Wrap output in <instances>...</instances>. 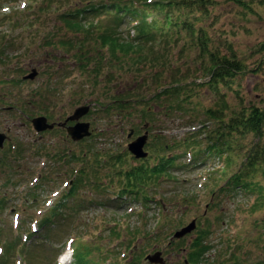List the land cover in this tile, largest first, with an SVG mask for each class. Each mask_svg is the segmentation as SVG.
<instances>
[{"label": "rangeland", "instance_id": "rangeland-1", "mask_svg": "<svg viewBox=\"0 0 264 264\" xmlns=\"http://www.w3.org/2000/svg\"><path fill=\"white\" fill-rule=\"evenodd\" d=\"M79 1L83 0H55L54 9L48 11L40 4L43 0H17L15 3L0 0V133L5 135L4 145L6 141L7 145L12 142L22 146L37 143L55 148H76L80 152L95 144L108 154H124V168L129 169L141 163L129 155L127 149L131 142L128 139L131 129H136L133 140L139 135L137 132L144 134L140 114H131L128 120L126 114H104L101 106L108 102L107 94L123 92L124 88L131 86H136L135 91H138L141 80H120L117 76V83V80L90 77L81 68L75 51L59 44L73 36L65 27L60 28L59 11L72 9L75 4L80 5ZM211 2L205 12H193V16L199 18L198 26L206 30L213 50L217 48L225 55L234 52L246 64L247 70L227 86L220 85L216 93L214 87L207 85L211 80L207 71L201 67L200 72V66H194L196 60L192 61L199 58L200 50L192 52L187 61L192 68L191 73L195 72L191 76L197 84L205 82V85L193 86L194 95L186 105L187 114L155 115L159 122L149 133L150 141L153 134H159L162 128L168 141L181 142L187 131L193 129L190 126L195 125V118L197 122L206 120L204 114L208 108L221 109L227 116H231L234 110L253 107L264 110V53L260 51L264 45V0ZM177 12L175 17L179 14ZM186 12L183 10L181 14ZM87 21L95 23L97 18H88ZM121 30L126 38L129 27L124 26ZM206 63H209L208 58ZM32 71H36V78L25 80L24 76ZM81 105L91 106L81 121L90 122L95 133V138L81 146L70 143L66 130L58 129L53 134H37L34 130L31 119L36 116H45L49 123L57 122L66 127L73 125L76 121L65 122ZM138 108L142 109L141 106ZM153 108L160 111L154 104ZM192 121L194 124L189 126ZM243 141L249 151L258 143L264 146V128L261 139L250 134ZM29 149L27 147L24 159L12 165L13 171L8 167L3 170L7 176H0V195L8 198L7 208L0 214V239L6 244L16 241L20 244L29 238L36 223L53 207L71 180L70 172L66 173L70 168L46 156L42 158L43 155L33 156ZM175 152L180 153V150ZM244 155L240 154L232 161L207 159L209 156H206L200 167L177 172L176 177L180 183L185 180L184 183L160 186L161 193H172L177 198L173 204L167 202L164 214L155 203L145 207L131 201L125 207L122 202L119 208L104 207L108 197L118 194L120 188L117 185L110 186L102 195L90 187L85 188L81 197L90 200L103 196L104 205L86 204L79 219H68L63 226L54 229L57 240L34 237L31 247L25 251L29 252L30 261L17 256L9 264H63L61 257L66 252L71 259L69 264H153L144 258L155 251L162 253L165 264H182L191 241L196 238L202 240V230L206 232L205 242L211 246L204 259L200 260L202 264H264V166L256 177L248 180L252 183L250 187L234 193L222 190L227 179L237 173L246 161ZM188 160L189 155H184L182 161L187 163ZM62 166L65 167L60 171ZM49 169L53 174L47 178L45 175ZM39 178L44 182L33 190ZM104 182L109 183V179L104 178ZM183 190L188 192L193 202L179 203V198L185 194ZM31 193L37 196L36 201H32ZM193 221L195 228L184 236L185 240L168 247L171 234ZM115 230L119 235L114 234ZM75 248L78 251L74 258L72 251ZM20 250L21 246L17 245L15 252ZM59 253L62 254L56 259Z\"/></svg>", "mask_w": 264, "mask_h": 264}, {"label": "trees", "instance_id": "trees-1", "mask_svg": "<svg viewBox=\"0 0 264 264\" xmlns=\"http://www.w3.org/2000/svg\"><path fill=\"white\" fill-rule=\"evenodd\" d=\"M16 1L8 0V3ZM35 1L41 2L42 0ZM211 1H79L80 5L75 4L72 9L59 11L60 28L65 27L66 31L73 33L69 40L59 44L75 51V57L81 68L85 70L84 72L89 73L87 75L90 77L93 75L99 80H117V83H119L117 76H120V80H141L138 91H135L136 86H131L124 88L123 92L107 94L109 100L101 107L104 114L109 116L126 114L128 120L131 118V114L134 115L138 112L142 119L141 124L144 126L142 129H145L144 132L150 133L153 125L159 122L156 119V114H181V116L187 114L189 111L186 109V105L194 95L193 86L205 85V82L197 84V80L191 76L195 72L191 73L192 68L187 64V61L191 58L192 52L200 50L199 58L195 57L192 61L196 60L194 66H200V72L202 69L207 71L211 77L207 85L214 87L216 93H218L220 85L227 86L231 80L244 74L247 70L246 64L234 52L225 55L217 48L213 50L212 40L206 30L198 26L199 18L193 16V12L196 10L201 13L205 12L212 3ZM40 4L51 11L55 7V0H43ZM183 10H187L186 14H181ZM175 12L179 13L177 17H175ZM88 18H97V21L93 23L87 21ZM109 20L112 22L108 23ZM105 23L108 24L104 26ZM124 26L129 27L126 38L122 36L123 30L121 29ZM50 35L53 36V34ZM260 51L264 53V45ZM207 58L209 63H206ZM199 59H201V65H199ZM153 104L155 108L159 107V112L154 111ZM140 106L142 109L138 108ZM135 108L137 109L134 112H130ZM204 115L206 116L205 121L197 122V118H195V125H193V121L188 124L189 126L193 125L190 126L193 129L187 131V135L181 142L168 141L160 128L159 134H153L152 140H149L146 145L145 150L149 153L150 159L141 160V163L130 166L129 169L124 168L126 162L123 160L124 154H108L95 144L79 152L76 148L74 150L69 147L55 148L37 143L22 146V144L11 142L9 149L0 153V176L4 174L3 170L8 167V170L13 171L12 165L15 164V161L24 159V153L26 151L27 154V147H30L29 151L31 154L34 153L33 156L44 155L55 163L70 168L66 170V173L70 172L71 180L67 190L41 218L38 229L29 234L28 240L21 241L20 244H18L19 241L6 244L7 242L0 239V264H9V261L17 256L30 261L29 252L25 253V251L31 247L34 237L39 236V238L50 241L57 240L58 237L55 235L54 229L63 226L68 219L73 221L79 219L85 211L86 204L104 205L103 196L98 195L99 199L95 197L90 200L81 197L85 188L90 187L102 195L103 192L110 189V186L117 185L120 188L118 194L115 197H108L104 207L119 208L120 202L124 207L132 202H139L145 207L155 203L160 206L164 214L167 202L173 204L177 198L172 193H161L160 186L164 183H180L176 177L177 172L200 167L205 162L203 157L206 156L232 161L237 159L240 154L246 155V161L237 173L227 179L222 190L234 193L239 189L250 187L252 183L248 180L256 177L260 173L261 167L264 166V146H260L258 143L249 151L243 139L250 134L259 137V139L262 138L264 110L258 107L249 110H234L231 116H227L221 109L208 108ZM138 131H140L139 126ZM55 132L56 129L43 134ZM92 137L95 138V135ZM90 139L81 143L72 141L70 143L81 146ZM175 150H180V153ZM184 155H189L187 163L182 161ZM151 159H154L153 163H150ZM65 166L59 170L63 171ZM49 171L50 169L45 175L47 178L53 174L52 171ZM106 171L108 173L104 175L103 173ZM4 175L7 176V174ZM41 178L37 179L33 190L44 182ZM104 178L109 179V183H105ZM184 181L182 180L180 184ZM182 192L185 194L179 198L180 204L193 202V198L188 196V192L185 190ZM31 196L33 197L32 201H36L37 196L33 193ZM7 201L8 198L5 195H0V214H3L7 208ZM22 230L23 228H20V231ZM175 232L171 234L172 238ZM114 234L119 235L116 230ZM202 235V240L196 238L188 246L189 252L186 254L185 260H188L189 264H202L200 260L204 259V255L211 248L209 242H205L206 232L203 233V230ZM77 238L80 239L81 236H77ZM184 240L185 237L178 240L173 238L168 247L173 244L178 245ZM17 245L21 246L19 252H15ZM97 248L99 247L96 246ZM77 251L78 249L75 251V256H77ZM26 264L30 263L26 262ZM182 264L185 262L183 261Z\"/></svg>", "mask_w": 264, "mask_h": 264}, {"label": "water", "instance_id": "water-1", "mask_svg": "<svg viewBox=\"0 0 264 264\" xmlns=\"http://www.w3.org/2000/svg\"><path fill=\"white\" fill-rule=\"evenodd\" d=\"M37 76L36 71H32L29 75L25 76V80H33ZM91 110V106H81L77 108L74 113L67 118L66 122L69 121H76V124L73 126L67 127V132L69 136L76 142L81 141L85 138H88L92 135L91 131V124L89 122H81V119L85 117ZM33 126L35 130L39 133L53 130L55 128V124H51L48 122V119L45 116H40L34 118L32 120ZM60 127H66L65 124H58ZM134 130H132L130 134V138L133 136ZM5 135L0 133V149L4 147ZM149 141V132H146L145 135L139 137L135 141L129 144V151L135 156L136 159H145L148 157V152L145 151V147ZM195 228V222H191L189 226L182 228L179 231H176L174 234L175 239H181L185 235L191 233V231ZM146 260L153 264H165L164 260L162 259V253L156 252L152 255L146 257Z\"/></svg>", "mask_w": 264, "mask_h": 264}, {"label": "bare ground", "instance_id": "bare-ground-1", "mask_svg": "<svg viewBox=\"0 0 264 264\" xmlns=\"http://www.w3.org/2000/svg\"><path fill=\"white\" fill-rule=\"evenodd\" d=\"M62 263L63 264H69V263H71V259L68 256H63L62 257Z\"/></svg>", "mask_w": 264, "mask_h": 264}, {"label": "flooded vegetation", "instance_id": "flooded-vegetation-1", "mask_svg": "<svg viewBox=\"0 0 264 264\" xmlns=\"http://www.w3.org/2000/svg\"><path fill=\"white\" fill-rule=\"evenodd\" d=\"M138 136H140V135H138ZM138 136H137V137H138ZM137 137H136V138H137ZM7 140H9V139H7ZM8 149H9V144L7 145V141H6L4 147L2 148V151H4V150H8Z\"/></svg>", "mask_w": 264, "mask_h": 264}]
</instances>
